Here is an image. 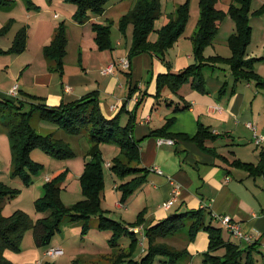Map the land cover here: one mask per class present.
<instances>
[{
  "label": "trees",
  "instance_id": "16d2710c",
  "mask_svg": "<svg viewBox=\"0 0 264 264\" xmlns=\"http://www.w3.org/2000/svg\"><path fill=\"white\" fill-rule=\"evenodd\" d=\"M30 8H39L33 0H26ZM51 1V0H49ZM76 5L77 10L73 19L78 24L88 23L92 16H102L106 12V6L110 0H65ZM254 0H233L228 9L220 7L221 0H200V19L197 32L193 37L194 56L196 63L182 70L178 74L169 72L158 78L156 98H161L165 89L178 93L185 85L191 84L199 93L207 94V80L205 69L207 67L228 66L234 78V87L240 83H255L264 90V78L257 72L255 65L263 59H248V49L252 44L253 27L251 18L264 15V5L257 11H252ZM12 0H0V6H12ZM162 0H138L135 7L120 20V31L126 35L129 26H133V43L129 53L132 60L145 53L153 52L164 58L167 52L175 46L178 40L185 34L191 19V0L180 5L175 13L168 16L165 25L156 29L157 21L162 17ZM232 18L236 24V32L229 38L228 44L232 51L230 58L223 56L206 57V49L217 38L221 24L228 18ZM15 21L11 20L0 29V38L9 34ZM96 33V43L100 51L112 50L111 27L100 23L93 24ZM158 34L156 41L152 40L153 33ZM68 26L61 23L54 35L52 43L45 47L44 55L52 64V70L64 75L65 59L68 55ZM28 45V28L23 27L17 34L13 46L5 51L0 48V55L22 54ZM228 87L226 84L225 88ZM137 91V88L132 89ZM146 96V94H145ZM34 101L31 112H23L25 103L21 100L13 101L8 98L0 99V114L6 112H20L19 120L11 128L8 134L11 140L13 153V173L22 177L28 185L33 183L32 170L42 167L32 161L31 154L40 148L52 156L66 159L74 156V151L67 143L59 140L54 134H41L32 124V119L39 113L41 119L57 124L68 134L78 135L85 130L90 131L92 146L88 151L93 156L92 161L87 162L86 170L81 177V187L84 199L80 202L66 206L62 201V184L66 180L68 171L59 173L49 179L45 185V196L36 201V209L40 213H50L46 218L33 222L28 213L19 210L10 217L3 216L5 201L15 198L20 191L12 190L4 185L0 186V264H13L6 258L8 251L20 253L21 244L25 234L33 230L36 244L39 248H56L51 246L55 236L61 231L66 218L74 223H82L84 232H89L90 221L94 217L101 220L99 229L112 231V249L106 257L110 264H154L158 254L172 256L171 264H179L180 259L187 255V251H179L170 245L167 240L177 235L186 226V219L192 220L189 238L195 240L200 231L209 233L208 251L205 253V264H256L254 250L262 244L251 245L247 250L223 236L224 228L214 226V215L211 216L205 209L192 210L186 213H176L169 218L146 224L147 210H143L135 222L125 224L122 221L112 219L103 210L105 190V177L103 173L104 160L100 146L103 143L118 144L121 148V157L116 158L115 165L111 168L123 179L131 177V180L123 183L118 190L123 191L122 204L126 205L132 196L146 184L151 171L141 167L142 155L139 142L134 139L133 132L137 123L136 116L132 113L126 126L121 124V117L127 113L124 106L114 118H108L101 109L100 93L93 92L81 99L72 102H63L60 106L51 107L42 104L40 97L27 95ZM184 101V100H183ZM142 104L138 101L137 106ZM190 105L177 107L175 113L190 109ZM5 120V117L3 116ZM176 118L166 120L165 125L153 131L152 137L168 138L175 142L185 141L194 143L199 149L214 159L228 163L234 169H240L248 173L252 178L264 176V152L261 153L259 163L244 162L239 158L232 159L221 154L217 148L208 145L226 137V134H216L213 129L203 123L199 124L195 136L184 133H174L172 128ZM228 137V136H227ZM210 215V223L208 216ZM144 227V234L133 231ZM124 236L131 238L127 248L120 249V242ZM264 238V237H263ZM148 243V244H147ZM118 248V249H117ZM143 249V250H142ZM145 253V255H144ZM65 254V251H64ZM144 255V256H143ZM143 256V257H142Z\"/></svg>",
  "mask_w": 264,
  "mask_h": 264
},
{
  "label": "crops",
  "instance_id": "0c3cea01",
  "mask_svg": "<svg viewBox=\"0 0 264 264\" xmlns=\"http://www.w3.org/2000/svg\"><path fill=\"white\" fill-rule=\"evenodd\" d=\"M53 1L33 0L35 5L40 7L38 9L42 8L40 12H36L39 10L32 8L36 10L32 13L28 7L22 10L23 15L27 14V23L18 29L17 34L23 27H27L28 35L36 30L42 33L43 29H45L46 35L40 36L34 47L30 48L28 44L26 51L22 54L0 55V99L21 100L31 105L40 103L26 97L32 95L42 98V104L57 107L63 102L81 99L97 90L101 94V109L108 118L116 117L126 106L127 113L121 117V124L126 126L132 113L135 114L137 123L133 136L141 148V167L149 169L151 173L148 182L139 188L126 205L115 204V208L119 212L118 215H115V220L125 224L135 222L137 216L143 210H147L145 226H149L153 222L166 218L173 210L180 214L205 209L207 213H211V216L215 214L231 215L247 232L264 234V176L252 178L248 173L239 172L240 169H234L228 163L216 161L192 142L173 141V144L160 145V140L168 138L157 139L151 136L153 131L165 125L167 119L175 117L176 123L172 128L174 133L195 136L199 124L203 123L211 127L216 134H226L228 137L213 143L210 142L208 145L217 148L230 161L239 158L244 162L257 164L261 160V153L264 152V144L257 146L254 143L253 131L248 127L250 123L255 124L259 134L264 136V90L258 88L255 83L247 82L231 87L228 82L222 79L221 69L223 66L205 69L206 71L211 68L210 73H205L207 94L199 93L192 88L191 84H187L178 93L165 89L163 96L156 98L160 76L167 75L169 72L178 74L196 63L193 37L197 32L200 19V0H197L196 5L194 0H191V19L188 25L196 24L192 31L186 30L164 58L153 52L135 57L132 60L130 71H125L120 66L122 59L129 58L130 46H127L124 52L116 51L117 57H115L114 52L110 56L109 51H100L96 43L93 24H103L102 21L106 19L107 11L102 16H92L88 23L78 24L73 19L77 8L61 5L69 12L68 17H64L61 13L54 14V17L68 19V31L72 24L80 36L78 61L73 63V66H68L66 57L64 75L52 70V64L44 55L45 47L52 43L60 25H51L44 17L46 11L51 13L53 7L55 9L57 6L53 5L55 4ZM262 3L264 4V0ZM180 5L174 2L167 16L163 17L162 15L161 18H164V22L159 29L166 24L168 16L175 13ZM8 7L0 9L1 15L10 16L7 23L14 20L15 24H19L21 21L18 19L17 9L13 5ZM193 9L194 20H192ZM255 11L253 10V12ZM254 21H256V25ZM251 23L253 39L247 56L248 59H263L256 63L255 68L264 78V15H253ZM15 24L13 27L16 26ZM5 25L0 19V29ZM224 25H228L229 32H236V24L232 18L228 17L221 24L220 33ZM46 27L50 28L47 30ZM230 37L227 38V42ZM157 38L158 34L152 40L156 41ZM116 47L123 48V42L117 40ZM0 48L5 51L11 49V47ZM205 54L206 57L220 55L230 58L232 56V54L223 55L219 51L217 38L206 49ZM111 64H117L114 74H104L103 70ZM16 84L20 86L19 94L17 97H11L9 92ZM226 84L228 87L221 93ZM134 88H137V91H132ZM140 99L142 104L137 106ZM163 103L165 108H163ZM186 104L191 106L190 109L175 113L177 107H183ZM213 106H220L223 110L214 112L211 110ZM43 128L52 129L48 126H43ZM154 168H160L164 174L161 175L153 171ZM234 176L238 179H234ZM170 178L182 185L183 189L178 201L171 209L167 210L163 208V204L172 196L173 185ZM49 179L47 178L46 181ZM116 189L118 190V186ZM110 214L113 213L111 211L106 213L107 216ZM140 228L144 229V227ZM232 238L236 239L234 236ZM233 240L228 241L236 243ZM238 241L241 244L246 243ZM239 246L241 247V245ZM261 247L260 245L258 249ZM36 255L38 252L34 251L33 260L36 261L31 264H42L37 261ZM23 264H30V262Z\"/></svg>",
  "mask_w": 264,
  "mask_h": 264
},
{
  "label": "rangeland",
  "instance_id": "374dc122",
  "mask_svg": "<svg viewBox=\"0 0 264 264\" xmlns=\"http://www.w3.org/2000/svg\"><path fill=\"white\" fill-rule=\"evenodd\" d=\"M12 1L14 2L13 7L17 9L16 13L19 15L18 19H20V21L23 23L19 22V24H15L16 26L13 27L12 31L7 36L0 38V47L4 48L12 47L18 29H20V27L24 26L25 23H27V14L23 15L22 10L25 7H30L26 0ZM137 1L138 0H110L108 5L106 6L107 15L105 16L106 19H104L102 23L111 27V39L113 48L112 50H107L109 51L110 56H112V53L114 52L115 57H117L116 51L119 52L120 50L124 52L127 46H132L134 32L133 26H129L126 31V35H123L120 31V19L122 16L128 14L135 7ZM53 2H55V4L53 5L57 6L55 7V9L53 7V11L51 13H48L47 11L45 12L44 17L46 18V21L51 25H59L63 22H66L69 26V20H66L64 18L68 17L69 12L62 6H67L68 8H77L76 5L67 3L65 0H54ZM174 2H177V4L180 5L185 3L186 0H162V11L164 12L162 14L163 17L167 16V13H169L168 11L171 9ZM196 3L197 0H194L195 5ZM228 3L232 4L233 0H221L220 6L224 10L228 9L227 7L228 5H230ZM263 5L264 4L262 3V0H255L252 6V11L260 9ZM1 8L7 9L9 7L0 6V9ZM36 10L30 8V11L32 13L35 11L40 12L42 11V8H36ZM56 13H61V15H64V17H62L61 19H57L54 17V14ZM0 19L4 22L5 25L9 21L8 19H10V16H2L0 13ZM194 19L195 14L193 9L192 20ZM163 22L164 18H160L157 21V30L161 27ZM255 23L256 21H254V24ZM190 24L192 25H188L189 27L187 26L188 29H186L189 32H191L192 29L196 26V24L194 23ZM70 26L71 29L70 31H68L67 36V50L69 51V53L66 61L68 66H73V63H77L78 61V45L80 36L79 33L74 30L72 24H70ZM46 28L48 30L50 27ZM234 33L235 31H228V25H224L222 32H219V36L217 37V44L219 51L223 55L229 56L232 54L231 48L227 42V38L232 36ZM44 35H46L45 29H43L42 33L38 32L37 30L35 32H30V34L28 35V44L30 48L34 47L35 43L37 42V40H39L40 36L43 37ZM155 37H157L156 32L152 35V38ZM117 40H121L123 42V48L116 47ZM221 70L223 75L222 79L225 82H228L231 87H233L234 79L230 68L225 65ZM210 71L211 68H209V70H206L205 73H210ZM96 92L98 91L96 90ZM165 107L166 106L163 103V108ZM31 109L32 105L30 103H25V108L23 112H31ZM19 113L20 112L18 111H9L6 112L4 115L0 114V186L4 185L5 187H8L12 190L20 191V193L15 196V198H10L5 201L3 208V216L10 217L15 212L22 210L28 213V215H30L31 219L35 223L40 219L46 218L50 214L40 213L36 209V201L45 196V185L47 183V178L52 179L56 177L59 173L68 171L66 180L62 184V201L66 206H72L84 199L81 187V177L85 173L87 162L92 161L93 159V156L89 155L88 153L92 146V141L89 130H85L78 135H71L63 129H60L57 124L41 119L40 114L36 113L32 119V124L35 129L44 135L54 134L57 139L62 140L64 143H67L75 154L72 157L60 159L52 156L51 154L45 152L40 148L34 150L31 154L32 161L37 164H40L39 166L42 165V167L37 170V174H33L34 172L32 170H28V173L32 174L33 177V183L28 185V183L22 177L15 176L13 173V153L11 148V140L8 134L9 128H11L16 122H18L20 117ZM3 116L5 117V120L3 119ZM43 126H48L52 129L47 130L46 128H43ZM100 149L104 160L103 173L105 177V199H103V210H105L106 212L111 211L113 214H110V216L108 215V217L114 219L115 215H118L119 213L118 210L115 208V204L123 202V191L117 190L116 186L119 187L123 183L130 181L131 177L123 179L115 173L111 166H109V164L115 165V159L121 157L122 150L118 144L103 143L100 146ZM238 171L247 174L244 171ZM234 179L238 178L234 176ZM174 214H176L175 210H173L169 215L172 216ZM169 215H167L164 219L169 218ZM208 219L210 223V215L208 216ZM100 222L101 220L98 219V217H94L90 221L91 228L88 229L89 232L85 233L84 225L82 223H74L71 221L70 218H66L62 225L61 231L55 236L51 244V246L53 247L61 248L66 251V254L58 257L59 259H52L45 256L47 248L37 247L33 230H29L26 232L23 242L21 244L22 251L18 253L10 250L6 253V258L13 264H23L25 262H30L31 264V262L33 263V261H36L33 260V252L36 251L38 252V255H36L35 257H38L37 261H39V263L42 262V264H110L109 260H106V255L111 252L114 248L111 244L113 232L100 230ZM185 223L186 226L184 227V229H182L174 237L169 238L167 242L179 251L188 252L187 255L180 259L179 264H205V253L208 251L209 246V233L207 231H200L198 233L199 235H197L198 237H196V239L193 241L189 238L192 220L188 218L186 219ZM213 223L214 226L224 228L223 236L227 240H233V235L222 225V223H219L216 220H214ZM235 240L233 241L241 245V249L247 250L248 248H250L249 244H241L240 241ZM130 242L131 238L129 236H124L118 248H127L130 245ZM254 258L256 259V264H264L263 246L259 249L254 250ZM155 259L156 260L154 264H171L172 256H169L167 254H158Z\"/></svg>",
  "mask_w": 264,
  "mask_h": 264
},
{
  "label": "built area",
  "instance_id": "2783aa9c",
  "mask_svg": "<svg viewBox=\"0 0 264 264\" xmlns=\"http://www.w3.org/2000/svg\"><path fill=\"white\" fill-rule=\"evenodd\" d=\"M120 66L125 71L131 70V61L129 58H124L120 61ZM117 68V64H111L109 67L103 70V73L106 75H112L115 72V69ZM20 86L16 84L11 91L9 92V96L11 97H17L19 94ZM139 101V100H138ZM211 110L214 112L222 111L223 108L220 106H213L211 107ZM248 127L253 131L254 134V143L257 146H261L264 144V136L259 134L258 127L250 123L248 124ZM173 144V140L167 139V140H160L159 144ZM111 166V164H109ZM153 171H156L157 173L163 175L164 172L160 168H154ZM170 182L173 185V191L172 196L169 200H167L163 204V208L165 209H171L173 205L178 201L179 197L182 194V185H180L177 181H175L173 178H170ZM214 217L222 223V225L238 240H241L243 242H246L247 244L254 245L260 242L262 246L264 247V234L261 233H250L243 229L241 224L231 216V215H218L215 214ZM133 231L138 232L141 235L144 234V230L142 228H136ZM64 255V250L61 248H53L46 252V256L52 259L58 258L59 256Z\"/></svg>",
  "mask_w": 264,
  "mask_h": 264
}]
</instances>
